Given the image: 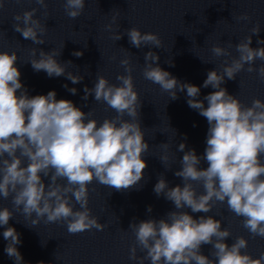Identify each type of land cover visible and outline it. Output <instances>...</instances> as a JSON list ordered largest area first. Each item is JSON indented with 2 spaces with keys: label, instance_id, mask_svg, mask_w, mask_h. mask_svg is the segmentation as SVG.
<instances>
[{
  "label": "clouds",
  "instance_id": "9594fccd",
  "mask_svg": "<svg viewBox=\"0 0 264 264\" xmlns=\"http://www.w3.org/2000/svg\"><path fill=\"white\" fill-rule=\"evenodd\" d=\"M4 2L0 0V8ZM35 3L47 15L46 0H35ZM85 6L86 0L63 2L65 14L73 20L83 14ZM38 10L32 8L14 15L12 25L15 32L35 45L46 42L47 31L36 16ZM119 17L117 11L105 26L106 30L113 31L115 25V41L126 34L130 45L137 49L163 48L158 33H142L137 27L119 32ZM235 18L252 21L248 13ZM260 31L257 21L250 35L239 43L213 44V56L225 58L222 71L209 70L202 86L180 81L160 67L157 53H145L144 79L159 85L172 101L179 98L178 92L186 91L187 105L206 119L208 129L202 155H197L195 149L186 150V134L184 142L177 146L183 156L179 160L180 170L174 175L182 178L181 184L170 187L164 173L158 175L153 191L157 197L163 196L172 202L175 210L160 219L136 222L133 218L129 228L135 243L129 249L130 260L138 264L145 261L150 264H264V253L253 257L246 251L249 241L244 236H237L231 245L225 242L232 233L229 228H222V220L212 215L194 218L186 211L207 214L217 204H226L230 213L242 218V226L251 238L264 239V101L256 98L247 106L222 87L226 79L235 80L242 71L255 72L264 82V47H251L253 35L259 36ZM256 43L264 45V39H257ZM63 48L48 52L32 48L27 63L35 72L43 71L49 78L64 76L72 84H79L84 77L67 70L72 61L57 59ZM233 48L236 56L232 54ZM125 51L128 56L120 60L124 74L116 77L119 83H110L105 76L97 75L94 86L85 85L83 89L82 100L87 102L89 96H94L96 102L106 105V110L116 113L102 122L92 118L93 109L84 112L71 100L57 99L55 90L30 96L21 82L17 52L0 51V198L11 197L15 209L0 207V227L4 228L2 235L7 241L4 252L15 264H23L17 248L22 243L20 233L9 226L17 213L31 221V226L25 224L29 228L44 220L46 224H64L73 235L92 229L103 231L107 225L100 223L89 208V185L95 181L116 191H126L137 188L145 179L148 165L144 156L150 146L141 126L142 101L132 76L133 54ZM72 55L79 58L83 52L74 51ZM257 60L262 62L259 67L254 66ZM166 63L174 66L172 59ZM63 87L72 95L77 94L75 87L69 88L67 84ZM201 87H211L214 91L200 99ZM159 146L163 149L159 160L169 171L172 169L169 161L173 158L169 152L171 145L167 142ZM202 161L207 167H201ZM147 212H152L151 205ZM203 245L212 246L209 255L202 253ZM138 250L143 255H138Z\"/></svg>",
  "mask_w": 264,
  "mask_h": 264
}]
</instances>
